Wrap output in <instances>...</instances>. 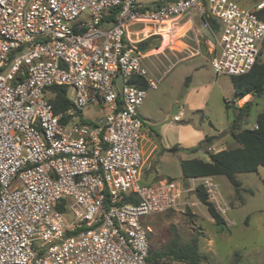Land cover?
<instances>
[{"label":"built area","instance_id":"built-area-1","mask_svg":"<svg viewBox=\"0 0 264 264\" xmlns=\"http://www.w3.org/2000/svg\"><path fill=\"white\" fill-rule=\"evenodd\" d=\"M263 8L264 1L247 9L232 0L150 7L139 0H0V264H147L144 219L192 204L195 189L174 180L140 183L138 111L147 89L137 81L157 87L140 46L196 17L216 38L214 73L244 76L264 46ZM143 33L142 42L132 39ZM55 86L66 87L73 103L66 124L46 98ZM84 108L104 113L87 121ZM190 181L218 203L210 178ZM62 201L65 212L56 209Z\"/></svg>","mask_w":264,"mask_h":264},{"label":"rangeland","instance_id":"rangeland-1","mask_svg":"<svg viewBox=\"0 0 264 264\" xmlns=\"http://www.w3.org/2000/svg\"><path fill=\"white\" fill-rule=\"evenodd\" d=\"M161 1L139 0L143 6L149 7ZM232 1L244 8L253 9L264 0ZM80 19L90 20L88 14H84ZM184 23L180 22L179 25L182 26ZM195 23L196 28L201 27L196 18ZM139 28L141 26H134L131 30ZM169 28H166L160 39L152 36L142 42L148 28L144 29L143 34H135L132 37L135 42H142L145 46L151 38H153L151 43L159 44L157 49L147 47L144 54V64L148 69L149 77L156 79L157 87L147 89L146 98L138 111L139 117L144 122L141 143L144 162L140 183L151 185L163 180H174L181 182L188 189L196 190L200 183L196 182L193 185L190 180H183L180 162L193 158L209 161L208 152L240 147L233 138L231 130L256 127L258 116L264 113V92L259 97L255 94L253 98H245L242 104L252 99L251 104L248 109L241 110L242 106H238L235 98L231 77L217 76L213 69H210L211 63L202 57L177 61L178 58L186 56V53H194L197 49L204 52L209 43L216 41L215 36L208 30L204 32L197 30L196 33H192L189 23L188 28L180 34L170 33ZM196 39L198 42L195 41ZM195 62L204 64L205 70L194 76V85L201 86L204 83L211 85L207 87V91L210 90L208 102L204 108L199 109L192 108L185 101L190 88L189 76L194 73L192 65ZM259 63H264V46ZM209 75H211L210 80ZM216 77L219 79L218 82L215 81ZM226 102L229 109L226 108ZM180 112H182L181 119L177 121L175 117ZM103 113L98 108H84L81 115L83 119L92 121ZM170 124L175 128H170ZM207 136L223 138L222 144L208 151L200 148L205 144ZM175 144L184 149L198 150L190 154L184 151L179 153L168 151ZM237 179L245 188L241 192V199L236 197L226 177L221 176L217 179L219 193L225 202L219 200L215 203L216 207L219 211L220 208L226 210L230 207L225 213V217L229 220L225 230L214 224L206 208L197 200L194 190L193 197L189 198L192 204L181 210L144 219L145 225L150 229L151 249L160 251L173 238H177L181 244L198 239L200 251L205 256L202 264H264V168L260 167L257 173H240ZM158 264H173V262L163 259Z\"/></svg>","mask_w":264,"mask_h":264},{"label":"trees","instance_id":"trees-1","mask_svg":"<svg viewBox=\"0 0 264 264\" xmlns=\"http://www.w3.org/2000/svg\"><path fill=\"white\" fill-rule=\"evenodd\" d=\"M258 16L264 20V8L257 12ZM212 28L216 31L220 29L219 24L215 21L211 23ZM153 38L160 39V36ZM149 39L145 44L149 49L159 48V44L151 43ZM261 56V55H260ZM234 85L236 99L248 98L249 95L257 94L258 97L264 92V63L255 65L252 72L240 77H231ZM139 87L148 89V83L145 79L140 78L137 81ZM46 98L51 103L56 115H61V123L66 124L69 118L64 112L73 108V103L68 97V89L63 86L50 87L45 91ZM251 101L246 102L240 109H248ZM226 108L229 109L228 102ZM233 138L240 144V147L233 149H223L215 153H209V161L193 158L185 159L180 162L183 180L187 181L193 178L225 176L231 183L235 195L241 199L243 191L242 183L237 179L240 173H257L260 167L264 168V113L260 114L257 119L255 128L252 129H232ZM217 139L215 136H207L205 144L200 148L208 149ZM198 149L189 150L181 148L175 144L168 151L179 153H194ZM264 185V180H263ZM197 200L206 208L214 224L221 230H225L227 222L222 213L217 209L203 185H198L195 190ZM65 201L57 205L56 209L65 212ZM163 259L170 261H184L192 264H202L205 256L202 255L199 247V240L192 239L186 244H181L177 238L173 240L162 250L154 251L150 248L147 264H158Z\"/></svg>","mask_w":264,"mask_h":264},{"label":"crops","instance_id":"crops-1","mask_svg":"<svg viewBox=\"0 0 264 264\" xmlns=\"http://www.w3.org/2000/svg\"><path fill=\"white\" fill-rule=\"evenodd\" d=\"M196 18V17H195ZM195 18L193 19V21H183V22H185V23H189L190 24V30L192 31V33L194 32V33H196V31L197 30H200L201 32L203 31L204 32V30H207V29H203V28H196L195 27ZM197 19V18H196ZM197 22L199 23V21L197 20ZM184 23V24H185ZM188 29V30H189ZM209 31V30H208ZM196 42H198V40L196 39L195 40ZM213 43V42H212ZM208 46H211L212 47V45H211V43H209V45ZM207 46V47H208ZM206 47V49L204 50V52H202L200 49H197L194 53H191V54H187L186 53V56H183L182 58H178L177 59V61H185V60H188V59H194V58H197V57H202V59H204V60H206V61H208V62H210L211 63V58H212V56L214 55V50H213V47L211 48V47H208L207 48ZM202 64V63H201ZM200 64V62H195L193 65H192V68H193V70H194V73H193V75H191V76H189V79H190V88L188 89V93L186 94V99H185V101H186V103H188L192 108H196V109H199V108H204L205 107V104H207V102H208V98H209V93H210V90H208L207 91V87H209V83L208 84H203V85H201V86H196V85H194V82H195V75H197V74H200L202 71H204L205 70V68H203V66H204V64H202L201 65ZM175 64H172V66H174ZM211 66V65H210ZM210 69L212 70V68L210 67ZM169 71V70H168ZM214 72V71H213ZM212 75V74H211ZM211 75H209V80H210V76ZM202 77H203V75H202ZM204 77L206 78V75H204ZM207 79V78H206ZM208 80V79H207ZM218 77H216L215 78V81L216 82H218ZM208 82H210V81H208ZM193 84V85H192ZM210 87H211V85H210ZM209 89V88H208ZM249 97H251V98H253V96L252 95H249ZM244 100V98H242V99H237V104H238V106L239 107H241V106H243V101ZM252 100V99H251ZM250 99L249 100H247V102L248 101H251ZM246 103V102H245ZM170 128H175L174 127V125L173 124H170V126H169ZM183 130L185 129V127H183L182 128ZM216 137H219V136H216ZM222 141H223V138H217L215 141H214V143H213V145L210 147L211 148V150L212 149H214V148H216V146H219L220 144H222ZM209 148V149H210ZM211 153H213V152H211ZM215 153V152H214ZM219 177H221V176H217V177H208V178H210L215 184H217V186H218V190H219V182H218V178ZM223 177H225V176H223ZM242 188H243V190H245V188H244V186H243V184H242ZM242 192V191H241ZM220 194V193H219ZM219 200H222L223 202H225L224 201V199H223V197L221 196V194H220V197L218 198V202H219ZM222 208H220V211H222V214L224 215V218H225V220H226V222H227V224H228V222H229V220H228V218L227 217H225V213H227V211L230 209V207L229 208H227L226 210H221Z\"/></svg>","mask_w":264,"mask_h":264},{"label":"bare ground","instance_id":"bare-ground-1","mask_svg":"<svg viewBox=\"0 0 264 264\" xmlns=\"http://www.w3.org/2000/svg\"><path fill=\"white\" fill-rule=\"evenodd\" d=\"M186 28H188V23H185V24H183L182 26H179V27H177L175 30H171V32L173 33H175V34H180V33H183V31H185L186 30Z\"/></svg>","mask_w":264,"mask_h":264},{"label":"water","instance_id":"water-1","mask_svg":"<svg viewBox=\"0 0 264 264\" xmlns=\"http://www.w3.org/2000/svg\"><path fill=\"white\" fill-rule=\"evenodd\" d=\"M140 50L141 51H145L146 50V46L145 45L140 46ZM120 79H121V77H119V80H118V87L121 90V88H120Z\"/></svg>","mask_w":264,"mask_h":264}]
</instances>
